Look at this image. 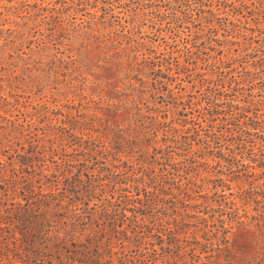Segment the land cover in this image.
Wrapping results in <instances>:
<instances>
[{"label":"rangeland","instance_id":"374dc122","mask_svg":"<svg viewBox=\"0 0 264 264\" xmlns=\"http://www.w3.org/2000/svg\"><path fill=\"white\" fill-rule=\"evenodd\" d=\"M0 264H264V0H0Z\"/></svg>","mask_w":264,"mask_h":264}]
</instances>
